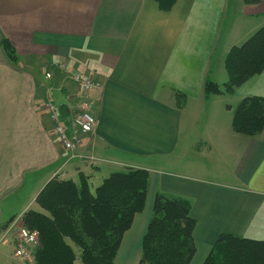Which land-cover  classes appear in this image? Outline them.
<instances>
[{
    "label": "crops",
    "instance_id": "crops-1",
    "mask_svg": "<svg viewBox=\"0 0 264 264\" xmlns=\"http://www.w3.org/2000/svg\"><path fill=\"white\" fill-rule=\"evenodd\" d=\"M263 25L264 0H0V243L15 250L6 226L37 208L52 178L77 183L84 174L93 186L125 167L147 171L148 188L114 264L139 263L158 193L190 201L189 264H201L222 233L264 240V128L248 136L231 124L240 100L264 97V69L230 93L204 91L206 80L228 81L229 50ZM212 62L222 78L210 76ZM39 64H64L99 83L87 99L96 126L73 157L36 104ZM76 86L70 107L80 98ZM37 246L25 244L32 256ZM14 250L5 258L0 251V264H32Z\"/></svg>",
    "mask_w": 264,
    "mask_h": 264
},
{
    "label": "trees",
    "instance_id": "trees-1",
    "mask_svg": "<svg viewBox=\"0 0 264 264\" xmlns=\"http://www.w3.org/2000/svg\"><path fill=\"white\" fill-rule=\"evenodd\" d=\"M163 1V0H161ZM257 4L261 0H243ZM8 59L16 65L17 54L7 39L2 41ZM229 79L222 85L206 80V94L230 93L264 69V25L226 55ZM232 129L256 136L264 128V97L240 100L233 111ZM84 174L72 179L53 178L36 199L37 208L26 212L22 222L37 230L39 242L34 264H114L122 236L136 213L143 210L148 173L125 167L111 172L91 192ZM186 198L158 193L141 242L138 264H189L195 254V220ZM73 243V246L67 240ZM201 264H264V240L222 233Z\"/></svg>",
    "mask_w": 264,
    "mask_h": 264
},
{
    "label": "rangeland",
    "instance_id": "rangeland-1",
    "mask_svg": "<svg viewBox=\"0 0 264 264\" xmlns=\"http://www.w3.org/2000/svg\"><path fill=\"white\" fill-rule=\"evenodd\" d=\"M4 40V39H3ZM2 40V41H3ZM8 40V39H7ZM9 41V40H8ZM10 42V41H9ZM11 44V43H10ZM1 45H2V48H3V51L8 59V54H7V51L6 49L4 48L2 42H1ZM12 45V44H11ZM15 49V48H14ZM16 51V50H15ZM17 54V53H16ZM6 59V60H7ZM9 60V59H8ZM10 61V60H9ZM13 64V63H12ZM14 65V64H13ZM18 64L16 63V65L14 66H17ZM216 67V62H212V65H211V68H210V72L212 75H210L211 77H216V78H222L221 77H217L215 75L217 69H215ZM60 71L58 69H56V67H53L52 65L49 66V69H47V67H44V66H41L40 67V64L39 65H35V72H36V75L38 77V89H40L42 91L43 89V95L42 97L40 98V104L36 103L37 106H40L39 108L42 110V112L44 113V115L46 116V118L48 119V121L51 123L52 125V132L54 134V121L57 119V117L60 115L59 114V111H58V106L59 104H62V103H65L67 106H68V109H69V113L68 115H65V116H68V123L70 121H72L73 119V116H74V113H76L77 111H75V109H71L70 107V101H69V98H66L68 97V89L70 87V83L73 82L72 80L74 79V74L71 73L69 74V71L70 69L68 70V67L67 65H65V68L62 69V68H59ZM49 71L51 73V78L50 79H46L45 78V75H44V72L45 71ZM56 72V74H54V72ZM65 73V74H64ZM225 73V72H224ZM224 73H223V76H224ZM80 74H86L87 76H89L90 74L89 73H86L84 71L81 70ZM226 75V73H225ZM77 87V86H76ZM70 89H72L70 87ZM69 93V92H68ZM66 98V100H65ZM39 99V98H38ZM73 107V106H72ZM235 109V108H234ZM234 111V110H233ZM233 116V114H232ZM55 135V134H54ZM84 134H80V139H82V136ZM58 139V138H57ZM59 141V140H58ZM60 143V141H59ZM61 144V143H60ZM62 146V144H61ZM80 147V146H79ZM63 148V147H62ZM78 150V149H76ZM75 150V151H76ZM67 152V155H69V153H71L70 151H66ZM88 155H92V154H88ZM94 156V154H93ZM94 160V159H93ZM109 173H107L105 176L107 177ZM55 178V177H54ZM105 178V177H104ZM53 179V178H52ZM77 179V177L75 178ZM103 179L101 178L100 180L98 179H92V183H93V186L91 187V192L94 193V188L99 185L101 183ZM50 181V180H49ZM46 185V184H45ZM44 188V187H43ZM42 188V189H43ZM41 191H39L38 195L40 194ZM37 195V197H38ZM36 197V199H37ZM36 199H35V202H36ZM15 219H17L15 225H20V220H22L20 218V216L18 217H15ZM21 226H24L25 225L22 223ZM37 233V230H33ZM38 239H39V236H38ZM8 241L7 240L6 242L4 243H0V251H2V257L5 258L12 250H14V246L11 245V247L9 246L8 244ZM69 244H71L73 246V243L68 239L67 240ZM75 248V250L77 251L76 247L73 246ZM17 257V256H16ZM19 258V257H17ZM33 258H34V255H30L29 257L27 258H20V259H31L32 261V264H34L33 262ZM9 261L11 262V260L9 259ZM13 264H16L15 262Z\"/></svg>",
    "mask_w": 264,
    "mask_h": 264
},
{
    "label": "built area",
    "instance_id": "built-area-1",
    "mask_svg": "<svg viewBox=\"0 0 264 264\" xmlns=\"http://www.w3.org/2000/svg\"><path fill=\"white\" fill-rule=\"evenodd\" d=\"M62 67H64L62 65ZM74 81L79 84L81 91H83V98L76 107L72 121L69 123L64 122L59 117L54 121V132L57 135L62 146L70 151L74 152L81 143L80 134L88 133L94 130L96 126V119L88 110L86 98L88 93L99 87V83L95 81L91 76L82 75L78 72H74ZM46 78H51V73L46 71ZM16 237L25 242H36L37 233L35 231H29L23 226H19L16 231ZM28 252L24 249L22 243L18 244L16 249L17 256H28Z\"/></svg>",
    "mask_w": 264,
    "mask_h": 264
},
{
    "label": "water",
    "instance_id": "water-1",
    "mask_svg": "<svg viewBox=\"0 0 264 264\" xmlns=\"http://www.w3.org/2000/svg\"><path fill=\"white\" fill-rule=\"evenodd\" d=\"M58 110H59V113H60L61 116L68 115V113H69L68 106L66 104H64V103L59 104Z\"/></svg>",
    "mask_w": 264,
    "mask_h": 264
}]
</instances>
